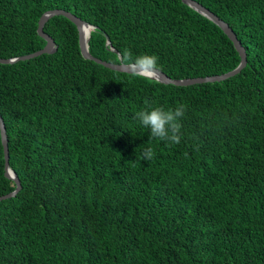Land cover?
I'll return each instance as SVG.
<instances>
[{
	"label": "trees",
	"instance_id": "1",
	"mask_svg": "<svg viewBox=\"0 0 264 264\" xmlns=\"http://www.w3.org/2000/svg\"><path fill=\"white\" fill-rule=\"evenodd\" d=\"M194 1L239 40L238 73L185 86L133 77L83 58L62 15L42 26L52 52L0 63L20 185L0 200V264H264V0ZM53 8L92 25L87 50L108 62L124 49L154 54L172 79L239 62L223 31L181 0H0V58L41 48L37 19ZM179 104V144L135 118ZM14 186L0 143V195Z\"/></svg>",
	"mask_w": 264,
	"mask_h": 264
},
{
	"label": "water",
	"instance_id": "2",
	"mask_svg": "<svg viewBox=\"0 0 264 264\" xmlns=\"http://www.w3.org/2000/svg\"><path fill=\"white\" fill-rule=\"evenodd\" d=\"M181 1L183 3H185L187 6H189L190 8H192L195 11H197L198 13H200L201 15H203L206 18H208L209 20H211L213 23H215L223 31V33L229 38V40L233 44V47L237 51L238 56H239V62L231 70H228L224 73L217 74V75L183 78V79H172V78L168 77L163 71L158 69L149 78L155 79V80L163 82V83H170L173 85L185 86V85L194 84V83L220 81L224 78H227L233 74L238 73L240 71V69L245 65V53H244L243 47L240 45L239 40L236 39L235 34L231 30V28L228 26V24L226 22H224L223 20H221L220 18H218L210 10L203 7L201 4H199L198 2H196L194 0H181ZM53 15H62L74 24V26L77 30L79 51H80V54L83 58L88 59V60H92V61H94V62H96V63H98V64H100L106 68L112 69V70H116V71H120V72H126V73L132 72V69L130 66L120 65L119 62H117V63L108 62V61H105V60H102V59H99L97 57L90 55L88 50H87V40H88L89 32H88L87 37L84 39L82 32H81V29L85 25L89 26L91 29H93V26L86 23L85 21L81 20L77 16L71 14L70 12L64 11V10L59 9V8H53V9L45 10L44 12H42L40 14V16L37 19L36 33L41 38H43L45 41L44 45L41 48L34 50L33 52H29V53H26V54H23V55H20L17 57H13V58H0V63H10V62H13L16 60L28 59V58L34 57V56L42 54V53L52 52L55 49V44H54L52 38L43 32L42 26H43V23L49 17H51ZM105 44L110 46V42H109L107 36H105ZM110 50H113V49L110 47ZM0 143L2 146V154H3V173L6 177L10 178L15 184L14 188L11 191L0 195V200H1V199H5L7 197L13 196L20 187L19 181H18L15 173L8 166L6 135H5L4 126H3L1 118H0Z\"/></svg>",
	"mask_w": 264,
	"mask_h": 264
},
{
	"label": "clouds",
	"instance_id": "3",
	"mask_svg": "<svg viewBox=\"0 0 264 264\" xmlns=\"http://www.w3.org/2000/svg\"><path fill=\"white\" fill-rule=\"evenodd\" d=\"M120 65L130 66L133 77L147 79L158 70V57L154 54L133 56L129 49L117 53ZM186 105L179 104L175 108L165 109L162 106H146L135 113V118L142 126L150 130L152 138L169 144H179L181 140V118L184 117ZM144 160L153 158V150L148 147L141 153Z\"/></svg>",
	"mask_w": 264,
	"mask_h": 264
},
{
	"label": "bare ground",
	"instance_id": "4",
	"mask_svg": "<svg viewBox=\"0 0 264 264\" xmlns=\"http://www.w3.org/2000/svg\"><path fill=\"white\" fill-rule=\"evenodd\" d=\"M88 28H89V30L91 29L89 26H83L82 27V29H81V32H82V35H83V38L85 39L86 37H87V35H88V33H87V30H88ZM89 30H88V32H89Z\"/></svg>",
	"mask_w": 264,
	"mask_h": 264
}]
</instances>
